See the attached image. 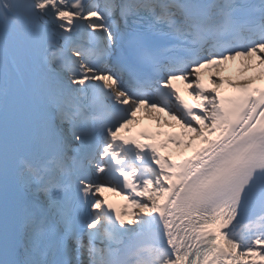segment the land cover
Here are the masks:
<instances>
[{"label":"snow or ice","instance_id":"1","mask_svg":"<svg viewBox=\"0 0 264 264\" xmlns=\"http://www.w3.org/2000/svg\"><path fill=\"white\" fill-rule=\"evenodd\" d=\"M0 264H264V0H0Z\"/></svg>","mask_w":264,"mask_h":264},{"label":"rangeland","instance_id":"2","mask_svg":"<svg viewBox=\"0 0 264 264\" xmlns=\"http://www.w3.org/2000/svg\"><path fill=\"white\" fill-rule=\"evenodd\" d=\"M225 75L226 76H231V77H235V78H237V75H236V73L235 72H233V70H232V66H231V68H230V70L228 71V72H226L225 73ZM164 119H167L166 117L164 118ZM191 148H189V149H179V150H171V151H169L170 153L171 152H173V151H182V150H190Z\"/></svg>","mask_w":264,"mask_h":264},{"label":"bare ground","instance_id":"3","mask_svg":"<svg viewBox=\"0 0 264 264\" xmlns=\"http://www.w3.org/2000/svg\"><path fill=\"white\" fill-rule=\"evenodd\" d=\"M249 75H251V73H250ZM138 116H139V117H142L143 114H142V113H141V114H138ZM161 154L164 155V152H161ZM104 193L107 194V193H109V192H104Z\"/></svg>","mask_w":264,"mask_h":264}]
</instances>
